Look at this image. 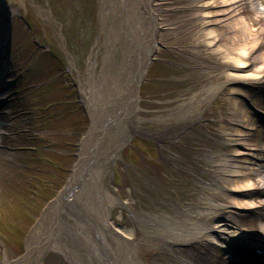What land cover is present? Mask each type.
I'll return each instance as SVG.
<instances>
[{
	"label": "rangeland",
	"instance_id": "374dc122",
	"mask_svg": "<svg viewBox=\"0 0 264 264\" xmlns=\"http://www.w3.org/2000/svg\"><path fill=\"white\" fill-rule=\"evenodd\" d=\"M154 4L162 19V30L156 53L151 55L139 86L134 88L139 101L133 116L137 123L130 122L129 135L122 134L121 122L111 124L102 135H108L114 151L104 164L100 163L101 186L123 202L111 209L109 223L130 233L131 245L146 244L138 249L141 264H186L194 257L187 246H162L144 239L134 213L157 217L158 211L172 207L173 202L185 205V199L192 197L196 177L203 181L195 172L201 157L226 149L215 134L214 122L216 115L231 105L227 91L235 85L225 88L209 105L204 103L200 123L185 122L175 137L167 136L171 141L164 144L152 135L162 124L142 125L149 129L148 136L143 134L138 121L146 113L167 115L194 94L200 93L201 99V90L218 80H206L194 67L196 63L181 53L188 44L185 33L196 14L198 0H154ZM108 6V0H0V49L8 60L3 68L11 83L0 81V86L7 88L3 92L5 101L11 105L1 121L4 124L6 120L9 130H3L6 140L0 144L4 149L0 155V264L21 260L30 229L65 187L80 144L91 126L100 123L98 112L91 114L84 101L90 78L96 85L97 97H106L112 86L110 78L115 75V79L118 73L123 76V51L132 46L128 17L119 12L115 22H122L127 29L125 34L122 31L113 35ZM174 27H179L178 31H172ZM113 39L115 47L110 49ZM263 49L264 46L254 54L258 56ZM215 73L218 72L212 74ZM235 87L246 90L244 85ZM181 93L183 96L178 97ZM0 111L5 113V108ZM112 234H107L110 248L115 244ZM62 241L74 252L68 238ZM44 263L71 264L65 256L51 251L42 254L39 264Z\"/></svg>",
	"mask_w": 264,
	"mask_h": 264
},
{
	"label": "bare ground",
	"instance_id": "6f19581e",
	"mask_svg": "<svg viewBox=\"0 0 264 264\" xmlns=\"http://www.w3.org/2000/svg\"><path fill=\"white\" fill-rule=\"evenodd\" d=\"M108 3L107 15L113 35L123 34L122 31L125 34L127 29L122 22H115L119 12L128 17L126 24L132 46L123 51V76L118 73L115 79V75L110 78L111 94L107 92L106 97H97L96 85L88 76L91 78L84 101L91 114L98 112L100 123L91 126L80 144L69 180L30 229L25 254L16 264H39L42 254L50 251L65 256L71 264H118L119 259L121 264H141L137 259L138 249L146 244L131 245L132 235L109 223L111 209L123 202L102 190L100 163L104 164L114 151L108 135L103 138L102 135L111 124L120 122L122 134L129 135L130 122L137 123L133 116L139 101L134 88L151 55L156 53L161 18L158 8H154V0H108ZM198 3L185 33L188 44L181 53L196 63L194 67L206 80L214 82L215 77L218 80L201 90L204 93L201 99L200 93L194 94L167 115L144 112L146 115L138 121L140 131L148 136L149 129L142 125L162 124L152 135L162 143L171 141L167 136L175 137L185 122L200 123L201 106L212 103L229 85H244L246 90L240 91L234 86L232 91H227L231 105L226 111H220L214 122L215 134L223 140V150L226 149L223 153L210 151L205 159L201 157V165L195 166V172L203 181L196 177L192 197L185 199L188 202L185 205L173 202L172 207L158 211L157 217L150 213H134V217L144 239L162 246H187L190 255H194L190 264H225L230 262L238 243L255 244L264 250V49L258 56L254 54L264 46V0H198ZM178 29L174 27L172 31ZM114 40L110 49L115 47ZM87 70L90 73V68ZM2 74L5 73L0 66V79ZM3 89L2 84L0 90ZM10 107L9 104L5 113H0V144L6 140L3 130H9L6 120L4 124L1 121ZM3 150L0 148V155ZM244 214L251 218L246 219ZM108 233L115 242L112 248L107 241ZM65 238L73 243L74 252L62 241ZM222 252L224 263L219 261Z\"/></svg>",
	"mask_w": 264,
	"mask_h": 264
}]
</instances>
